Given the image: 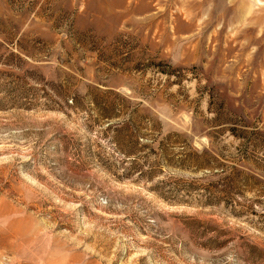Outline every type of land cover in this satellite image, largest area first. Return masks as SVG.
<instances>
[{
    "label": "rangeland",
    "instance_id": "obj_1",
    "mask_svg": "<svg viewBox=\"0 0 264 264\" xmlns=\"http://www.w3.org/2000/svg\"><path fill=\"white\" fill-rule=\"evenodd\" d=\"M0 264H264V0H0Z\"/></svg>",
    "mask_w": 264,
    "mask_h": 264
}]
</instances>
